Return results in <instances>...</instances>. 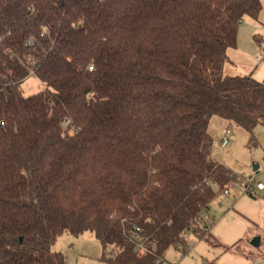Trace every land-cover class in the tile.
<instances>
[{
    "label": "trees",
    "instance_id": "trees-1",
    "mask_svg": "<svg viewBox=\"0 0 264 264\" xmlns=\"http://www.w3.org/2000/svg\"><path fill=\"white\" fill-rule=\"evenodd\" d=\"M261 11L0 0V264H66L53 248L64 232H92L110 264H170L188 233L221 246L203 214L235 175L213 157L209 125H264V81L224 72ZM30 75L45 86L26 95Z\"/></svg>",
    "mask_w": 264,
    "mask_h": 264
},
{
    "label": "rangeland",
    "instance_id": "rangeland-1",
    "mask_svg": "<svg viewBox=\"0 0 264 264\" xmlns=\"http://www.w3.org/2000/svg\"><path fill=\"white\" fill-rule=\"evenodd\" d=\"M261 1L258 20L246 17L239 27L237 46L228 50L231 60L224 67L225 74L251 75L264 81V0ZM44 86L34 75L22 83L26 95ZM226 127L231 129V142L226 148H213L212 155L231 168L235 177L228 187L229 195L219 192L203 214V222L210 226V233L221 246L212 247L205 239L188 233L186 249L172 246L166 251L170 264H264V125L249 131L214 116L209 125L212 138L219 141L220 131ZM259 183L263 189L256 188ZM254 189L256 194H251ZM254 239L259 240L258 245L252 243ZM53 248L64 254L66 264H110L101 259L102 244L89 231L78 237L64 232Z\"/></svg>",
    "mask_w": 264,
    "mask_h": 264
},
{
    "label": "built area",
    "instance_id": "built-area-1",
    "mask_svg": "<svg viewBox=\"0 0 264 264\" xmlns=\"http://www.w3.org/2000/svg\"><path fill=\"white\" fill-rule=\"evenodd\" d=\"M259 59V57L257 58ZM232 135V132H231V129L229 127H226V128H223L221 131H220V140L219 141H215L213 139L212 141V148H216V147H220V148H226L230 142H231V137ZM256 188L257 189H263V185L262 184H257L256 185ZM248 191H250V189L248 188ZM224 193L226 195H229V190L226 189L224 191ZM251 194H256V190H251ZM188 234H185L184 236L187 237Z\"/></svg>",
    "mask_w": 264,
    "mask_h": 264
},
{
    "label": "water",
    "instance_id": "water-1",
    "mask_svg": "<svg viewBox=\"0 0 264 264\" xmlns=\"http://www.w3.org/2000/svg\"><path fill=\"white\" fill-rule=\"evenodd\" d=\"M257 168H258V165L254 167V170H257ZM22 241H23V238H21V242H22ZM258 241H259L258 239H254L252 243H253L254 245H258V244H259Z\"/></svg>",
    "mask_w": 264,
    "mask_h": 264
},
{
    "label": "crops",
    "instance_id": "crops-1",
    "mask_svg": "<svg viewBox=\"0 0 264 264\" xmlns=\"http://www.w3.org/2000/svg\"><path fill=\"white\" fill-rule=\"evenodd\" d=\"M245 19H246V18H245ZM245 19H244V20H245ZM243 22H244V21H243ZM243 22H242V23H243ZM247 29H248V30H251V28H249V27H247ZM230 60H231V59H230Z\"/></svg>",
    "mask_w": 264,
    "mask_h": 264
}]
</instances>
